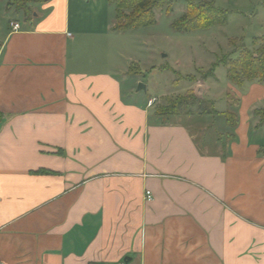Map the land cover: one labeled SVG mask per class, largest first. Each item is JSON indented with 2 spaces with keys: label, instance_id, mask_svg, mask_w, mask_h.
<instances>
[{
  "label": "crops",
  "instance_id": "crops-1",
  "mask_svg": "<svg viewBox=\"0 0 264 264\" xmlns=\"http://www.w3.org/2000/svg\"><path fill=\"white\" fill-rule=\"evenodd\" d=\"M27 6L0 23V264H264V84L165 120L110 0Z\"/></svg>",
  "mask_w": 264,
  "mask_h": 264
},
{
  "label": "rangeland",
  "instance_id": "rangeland-1",
  "mask_svg": "<svg viewBox=\"0 0 264 264\" xmlns=\"http://www.w3.org/2000/svg\"><path fill=\"white\" fill-rule=\"evenodd\" d=\"M189 2L213 3L225 12L226 24L190 32L175 29L173 23L186 13ZM10 4V0H0V23H7L16 14L17 8ZM170 8V13L165 8L155 10L156 24L129 30L118 40L128 57L125 64L130 69L134 91L138 92L140 84L145 85L146 90L139 92V96L145 102L156 98L153 106L156 111L189 92L206 99L213 97L217 108H222L227 67H218L215 79L203 80L202 75L223 57L234 60L245 49L254 53L261 45L253 43L264 35V0H171ZM125 14L129 16L130 11ZM111 57L113 60L115 54ZM227 102V111L234 113L237 96L229 93Z\"/></svg>",
  "mask_w": 264,
  "mask_h": 264
},
{
  "label": "trees",
  "instance_id": "trees-1",
  "mask_svg": "<svg viewBox=\"0 0 264 264\" xmlns=\"http://www.w3.org/2000/svg\"><path fill=\"white\" fill-rule=\"evenodd\" d=\"M10 1V5H15L17 10H23L27 15L30 12L26 6L34 2V0ZM110 2L116 8L117 23L113 27V31L116 32H127L154 25L156 24L155 10L165 8L168 13L171 11V0H110ZM126 11H130L129 16L125 14ZM121 19H126V21L121 23ZM226 22L225 12L215 8L213 3L203 2L197 5L189 2L186 13L180 20L173 23V27L177 30L190 32L196 29H208L217 23L226 24ZM259 43H261L260 46H258ZM253 44L258 46L254 53L250 49H245L237 59L223 57L202 75V79H215L217 68L223 65L227 67V80L234 87H242L244 81H259L264 84V35L256 38ZM193 80H195L194 77ZM155 113L165 120L171 117H192L195 115L216 118L219 115L214 102L199 97L194 92L176 98L165 109L157 110ZM253 114L260 119L261 124L264 123V108L255 110ZM224 119L228 127L236 128L237 116L235 113L227 111L224 114Z\"/></svg>",
  "mask_w": 264,
  "mask_h": 264
},
{
  "label": "built area",
  "instance_id": "built-area-1",
  "mask_svg": "<svg viewBox=\"0 0 264 264\" xmlns=\"http://www.w3.org/2000/svg\"><path fill=\"white\" fill-rule=\"evenodd\" d=\"M10 27H11L13 32L18 31L20 29V25L18 23H11ZM156 102H157V99L152 98L149 100L148 106L153 107ZM146 197H147V200L151 201L152 200L151 192H147ZM0 199H1V189H0Z\"/></svg>",
  "mask_w": 264,
  "mask_h": 264
},
{
  "label": "water",
  "instance_id": "water-1",
  "mask_svg": "<svg viewBox=\"0 0 264 264\" xmlns=\"http://www.w3.org/2000/svg\"><path fill=\"white\" fill-rule=\"evenodd\" d=\"M143 90H146V87H145V85L140 84L138 87V91H143Z\"/></svg>",
  "mask_w": 264,
  "mask_h": 264
}]
</instances>
